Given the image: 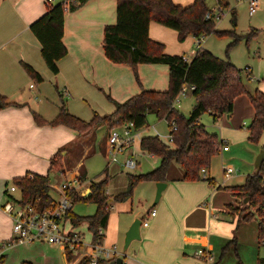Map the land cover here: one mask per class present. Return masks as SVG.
Returning <instances> with one entry per match:
<instances>
[{"label":"crops","instance_id":"0c3cea01","mask_svg":"<svg viewBox=\"0 0 264 264\" xmlns=\"http://www.w3.org/2000/svg\"><path fill=\"white\" fill-rule=\"evenodd\" d=\"M67 1L69 0H0V96L12 104L8 107H0V246L8 243L9 245L5 246L7 249L24 245L10 243L13 238L12 220L2 210L1 203L3 195L6 194L4 190L10 182H14L16 178L25 177L27 174L42 175L40 170L48 163L50 167L51 158L64 148H67V155L72 158H78L84 152L78 163L80 171L70 175L71 178L77 176L82 178L84 175L83 180L80 181L81 186L84 182L82 187L90 188L92 182H99L106 176H111L110 167L114 164L108 163L103 176L87 183V172L83 165L86 159L84 158H88L94 152L95 145L93 144L96 142V135L92 134V137L82 138L83 136L66 126L50 124L58 116L62 100L67 99V107L71 114L89 122L95 113L100 112L91 111L93 115L90 117V111L78 108V104L85 106L96 104L97 100H105V95L123 103L139 94L142 87L156 91H167L169 88V67L167 65H139L138 73L142 85L140 87L131 68L114 64L105 57L102 47L104 30L106 26L116 24L117 0H90L77 11L67 13L63 42L67 47L68 55L58 62L59 74L54 75L42 58L41 44L31 32L30 26L44 15L48 4ZM173 1L176 5L183 7H189L195 2V0ZM149 36L153 41L164 44L167 54L178 56H181V51L177 49L190 39L189 37L181 43L177 31L156 22L150 23ZM191 41L190 43H193ZM201 49L206 51L202 47ZM23 64L33 67L42 76L43 82L38 83L31 78ZM250 77L251 71H247V78L250 79ZM47 78L55 84L57 91L58 100L51 102L53 108H46L40 100L34 97L37 93H41L40 85L42 86ZM59 91L62 93V98ZM242 99L235 100L232 113H235L237 108L239 110ZM109 110L112 113L115 111L113 103ZM35 114L46 123L43 125L37 123ZM107 114L111 113L107 112ZM248 115L253 120V106ZM232 116L230 114L227 119H231ZM81 142H83L82 151L79 150ZM106 147L107 144L105 150ZM138 166L137 162V168ZM175 174L177 177L165 182L166 189L173 188L175 194L165 198L167 200L164 202L162 199L159 200L163 204V214L159 215L156 212V215L152 216L154 218L152 225L148 223L147 227L141 226V231L142 227L147 228L144 236L141 232V240L132 241L127 250L124 247L125 253H119L123 258V264H209L207 260H204L205 257L197 253L213 250L214 245L211 239L217 232H215V227L226 221L220 223L215 221L216 216L211 218L208 210L202 207L206 198L211 194V188L204 184L205 182L179 180L182 177L179 170ZM32 177L33 175H30L29 178ZM55 193L59 198L60 194ZM106 193L108 196L113 195L107 190ZM234 198L235 203L225 205L226 217L232 219L230 226L232 234L219 235L217 237L219 246L224 247L226 242L232 240L235 235L233 229H236L234 231L237 233L239 227L242 228L245 223L241 219L237 220L238 215H241L240 212L232 213L229 210V206L239 208L237 202H240V199ZM131 199L119 203V208H124L119 210L133 212L129 203ZM221 211L223 212L224 209ZM235 221L239 225H234ZM130 226L126 227L124 235ZM77 228L78 226H73L69 220L67 229L76 231ZM105 232L104 246L116 249L114 243L118 241L119 231L111 214ZM79 233L84 237L81 232ZM131 249H133L131 254H127ZM3 254L4 251L0 249V257ZM64 255L66 264L67 254ZM76 260L72 264H78L80 260ZM23 262L30 261L23 260Z\"/></svg>","mask_w":264,"mask_h":264},{"label":"trees","instance_id":"16d2710c","mask_svg":"<svg viewBox=\"0 0 264 264\" xmlns=\"http://www.w3.org/2000/svg\"><path fill=\"white\" fill-rule=\"evenodd\" d=\"M89 1L69 0L48 4L44 15L30 26L31 32L41 44L42 58L54 75L59 74L58 62L68 55L67 47L63 42L65 17L67 13L77 11ZM217 2L221 11L229 6L228 0H217ZM116 11V24L108 25L104 30L102 47L105 57L114 64L131 68L140 87L142 85L138 73L139 65H167L168 90H147L142 87L139 94L123 103L115 101L108 95V99L115 106V111L105 116L95 113L89 122L71 114L67 103L62 100L58 116L50 124L66 126L83 136L104 125L113 129L132 122L135 131L139 132L148 126V116L153 114L159 121H166L169 124L174 147L162 142L158 137L143 138L140 143L142 151L159 157L160 165L147 174L127 175L128 185L115 195L108 196L106 193L110 181L108 176L99 182H92L85 195L74 191L68 192L74 203L84 202L96 206L93 216L81 217L72 211L67 214L73 226L87 223L94 243L104 240L99 230L107 229L112 203H124L130 200L135 187L143 181L168 182L173 162L182 168V177L179 180L202 181L203 171L210 169L212 160L219 154L222 145L218 136L210 133L200 123L205 113H210L216 122L221 116L232 114L236 98L248 95L254 108V117L248 128L249 141L257 143L264 132V92L256 89L252 94L249 93L243 83L240 69L203 49H200L188 62L184 59V55L167 54L165 45L153 41L149 36L151 22L177 31L180 42H184L189 36L200 38L213 33L226 34L216 30L214 18L206 19V14L213 11L208 9L205 0H195L189 7L176 5L173 0H117ZM232 23L236 26L235 13ZM257 32L258 30L253 31L250 36L256 35ZM235 36L234 44L240 40L239 36ZM23 66L31 78L38 83L43 82L42 76L33 67L28 64ZM184 87H187V93L190 92L196 99L189 117H185L176 108V98ZM59 94L62 98L60 91ZM10 105L12 104L6 102V98L0 96L1 108ZM35 120L41 125L46 123L36 114ZM173 125H176V130ZM64 152H67V148L59 150L51 158L49 172L61 166L60 160L63 159ZM30 175L33 177L29 178ZM207 180L211 181V179ZM14 185L19 189L23 204L38 205L43 211L51 207L54 201L51 196L49 175L27 174L25 177L16 178ZM232 192L233 196L240 200L244 201L248 198L249 206L257 208L258 245L264 247V163L254 175L246 178L243 186L232 188ZM229 210L232 213L243 211L233 206H229ZM254 218V212L247 211L242 216V221L249 222ZM236 240L237 238L232 239L222 248V256H225L233 245L236 248ZM2 248L3 246H0V249ZM5 259L6 256L0 257V264H4ZM67 260L70 262L73 260L72 253H67ZM109 262L111 261L99 260L98 264H109ZM78 264H90V260L84 258ZM258 264H264V258H260Z\"/></svg>","mask_w":264,"mask_h":264},{"label":"rangeland","instance_id":"374dc122","mask_svg":"<svg viewBox=\"0 0 264 264\" xmlns=\"http://www.w3.org/2000/svg\"><path fill=\"white\" fill-rule=\"evenodd\" d=\"M205 1L208 9L213 11L216 30L219 32H225L226 34L218 35L213 33L208 36H201L200 38L189 36L193 41L188 39L185 44L177 49L181 51L180 55H184L185 58L194 57L199 51L197 43L198 39H200L202 48L206 49V51L208 50L222 60L229 61L242 71L241 75L243 83L249 93L252 94L256 89L264 92V0H258L259 9L253 16H250L249 14L248 0H228L229 6L223 11H221L217 0ZM233 13L236 14V26L232 23ZM218 16L219 19L216 18ZM255 30H258L257 34L250 36ZM235 35L240 37V40L236 44H234L236 39ZM190 41L193 43H190ZM247 71H251L250 79L247 78ZM34 85L36 86V84ZM40 89L42 90L41 93H37L34 97L40 100L46 108H53L51 102L58 100L55 84H52L51 80L47 78L45 83L42 84V86L40 85ZM35 91L36 90H34V92ZM105 96V100L103 101L97 100L96 104H86V106L78 104V108L89 110L90 117L93 115L91 111L94 110L100 112V115H106L107 112L112 113V111L109 110L112 102L108 99L107 95ZM237 99L242 100H240L239 110L237 108L235 113L231 114V116L233 115L231 119H227L228 115H223L214 122L210 113H205L200 119V123L203 124L210 133L216 134L219 141L222 142L219 154L213 158L210 169L207 170L206 173H202V181L211 188V194L206 198L207 200L202 207L208 210L211 218H214V215L216 216L215 221L219 223L226 221L215 227V232H217H214L215 235H213L211 239L214 245L213 250L204 251L205 254H207V257H205L204 260H207L209 264H234V261L235 264L238 262H242L243 264H258V260L264 258V247H259L257 240V208L249 206L248 198H245V200H248L247 202H245V200L237 202L238 207L243 210L240 212L241 215H238L237 220L241 219L242 221V216L246 214L247 211L254 212L255 218L249 222L243 223L244 225L242 228L239 227L240 229H238L237 233L234 231L236 229H233L235 235H233L232 239L237 238L236 248L235 245H233L230 251L225 256H222L221 252L223 246L218 245L219 240L217 237L219 235L222 236L223 234L231 233L230 226L232 219L226 217L227 209L225 205L227 203H235L232 188L243 186L246 182V178L249 175H254L256 173V160L264 150V132L257 143L249 141L248 128L252 123V118L248 115L252 108L249 96L242 95L235 100ZM64 101L67 103L66 98ZM195 102V97L188 92L187 94L180 96V102L176 108L185 117H189ZM101 127L99 130H92L82 137H90L92 134L96 135V142L93 144L95 145L94 152H92L88 158H84L86 160H84L83 164L87 172L88 184L92 180L99 179L103 176L104 170L110 162L108 155L105 154V152L107 153V147L105 150V146L111 128H107L105 125ZM119 129H121V127ZM169 135V124L166 121H159L153 114L149 115L148 126L137 133L136 142L133 147L124 155H119V163L110 167L111 176L108 177L111 181L107 188L108 193L115 195L116 193L123 191L128 183L127 175L147 174L159 167L161 162L159 157L142 151L140 147L142 138L158 136L161 141L174 147L172 143H169ZM80 145L81 149L79 150L82 151L83 142H81ZM225 146L229 148V151L225 152L223 150V147ZM83 154L84 152L81 153L78 158H72L67 155V152H64L62 154L63 159L60 160V167L54 168L49 172L48 163L45 164L47 166L44 165L45 167L40 170L42 171L40 174L49 175L50 185L55 190L51 192V196L58 198V195L55 192L58 191L69 179L74 181V192H79L82 195L87 193L89 188L82 187L84 182L81 186L80 181L83 179L77 176V183V181L70 176L72 173L80 171L78 169V163L80 157H83ZM129 157L134 158L138 162L139 166L135 170H128L123 165L124 161ZM230 167L234 170V173L227 178L225 172ZM175 168H177L182 174V168L176 162H173L169 172L170 180L177 177L175 172L178 170ZM207 179H211V181ZM157 184L158 183L153 181H143L135 187L132 199L129 202L133 212L119 210L124 209L119 208V203L112 204L110 214L119 231L118 241L114 244H116V251L119 253H125L124 247L126 234L124 235V231L128 225H132L136 219L141 221L145 220L152 225L154 218L150 215V212L153 209H155L159 215L163 214V204L159 201L154 205L158 189ZM13 185L14 182H10L4 191H7V189L9 190ZM174 194L175 190L169 187L163 191L161 199L164 202L167 200L165 198L173 196ZM11 197L18 199L20 198V194L18 192L15 194H4L1 205L11 202ZM223 209L224 211L222 212L221 210ZM72 211L81 217L93 216L96 212V206L84 202L74 203ZM115 215L117 216L114 217ZM236 221L233 224L237 226L239 224H237ZM75 230V232H81L83 234L85 245L91 244L92 233L89 231L87 223L80 224ZM141 232L144 236L147 232V228L142 227ZM227 243L228 242H226L225 245ZM1 246H3V244ZM84 249H86V246H84L83 250ZM132 250L133 249L127 252V254H131ZM3 251V256H6L4 264H21L23 260H28L32 262V264H65L63 257L65 251L64 248L59 245L49 243H34L32 245L24 244L8 249L7 247H3L2 252ZM77 257L78 254L75 255V259L71 261V264ZM66 264H70V262L67 261Z\"/></svg>","mask_w":264,"mask_h":264},{"label":"built area","instance_id":"2783aa9c","mask_svg":"<svg viewBox=\"0 0 264 264\" xmlns=\"http://www.w3.org/2000/svg\"><path fill=\"white\" fill-rule=\"evenodd\" d=\"M248 2L249 14L250 16H253L259 9V1L248 0ZM213 18L214 15L212 12L206 14L207 20ZM216 18L219 19V16ZM197 48L198 50L201 49L200 39H198ZM184 59L189 62L192 58L184 57ZM187 91V87L182 89L176 98V105L180 102V96L187 94ZM119 128L120 127L111 129L108 134L106 155H108L110 159L109 164H118L119 155H124L136 142V135L138 132L135 131L134 123H125L121 126V129ZM173 128L176 130V125H173ZM168 139L169 143L173 144V136L169 135ZM223 150L228 151L229 148L225 146L223 147ZM123 165L128 170H135L137 168L136 160L131 157L127 158ZM203 173L206 172L203 171ZM233 173L234 170L231 167L225 172L227 178ZM74 179L78 183L77 178ZM73 190H75L74 181L69 179L58 191H56L60 194V197L55 198L52 196L54 201L52 202L51 207L43 211L38 208V205L23 204L21 203V198L15 199L11 197V202H7L2 206L3 212L13 222V238L10 243L29 245L34 243H49L59 245L64 248L66 254L68 252L72 253L74 256L78 254L76 259H79L80 261L84 258H89L90 264H98L100 259L116 260L121 257L116 249L106 248L104 246V240L85 245L80 233L67 229V224H69L67 214L72 211L74 206V201L68 196V192ZM52 191L55 190L51 187V192ZM17 192H19V189L15 185L6 191L7 194H15ZM155 215L156 210L154 209L151 212V216ZM142 225L147 227L148 222L143 221ZM99 234L102 238H105L104 229H100ZM5 246L6 245L3 247ZM84 246H86V249L83 250ZM197 255L207 257V254H205L204 251H199Z\"/></svg>","mask_w":264,"mask_h":264},{"label":"water","instance_id":"95a60500","mask_svg":"<svg viewBox=\"0 0 264 264\" xmlns=\"http://www.w3.org/2000/svg\"><path fill=\"white\" fill-rule=\"evenodd\" d=\"M229 118V115H228ZM264 163V150L261 152V154L258 156L255 166L257 169L261 167V165ZM157 195H156V200L154 205H156L159 200L161 199L163 191L166 189L167 184L166 183H158L157 184ZM248 200L246 199L245 202ZM141 226L142 222L139 219H136L133 224L130 226L129 230L126 233V238H125V250L128 249L130 243L135 240H141ZM109 264H123V258L119 257L116 260H112L109 262Z\"/></svg>","mask_w":264,"mask_h":264}]
</instances>
